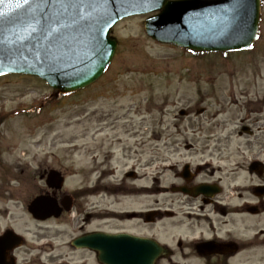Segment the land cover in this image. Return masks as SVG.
Returning a JSON list of instances; mask_svg holds the SVG:
<instances>
[{
    "label": "rangeland",
    "instance_id": "374dc122",
    "mask_svg": "<svg viewBox=\"0 0 264 264\" xmlns=\"http://www.w3.org/2000/svg\"><path fill=\"white\" fill-rule=\"evenodd\" d=\"M146 17L126 18L113 28L119 44L110 69L79 92L57 94L33 77L0 76L1 159L8 165L0 169V234L12 229L24 238L13 252L17 264H97L67 244L78 233L76 218L39 222L27 212L44 187L39 173L45 168L66 171V188L72 190L88 178L81 172L91 168L93 153L111 151L113 167L135 166L141 176L144 161H155L163 143L264 144L263 125L255 136H236L242 91L264 97V19L251 50L201 57L152 41L144 31ZM194 106L206 108L194 120L202 133L172 131L173 115ZM132 145L137 156L126 149Z\"/></svg>",
    "mask_w": 264,
    "mask_h": 264
},
{
    "label": "flooded vegetation",
    "instance_id": "af4514ba",
    "mask_svg": "<svg viewBox=\"0 0 264 264\" xmlns=\"http://www.w3.org/2000/svg\"><path fill=\"white\" fill-rule=\"evenodd\" d=\"M263 19L260 0L259 29ZM240 99L238 112L243 116L236 136H255L264 126V97L248 95L244 89ZM194 109L178 110L169 128L176 134L198 130L200 135L202 129L194 120L206 109L201 113L196 112L199 106ZM209 124L217 127L212 120ZM134 146L125 147L137 156ZM2 152L0 147V169L5 171ZM113 156L111 151L91 154V168L81 172L88 178L72 190L66 188V171L45 168L39 173L44 187L33 198L50 196L62 208L46 221L76 218L78 233L67 243L72 250L89 253L87 259L100 264L95 252L77 249L73 241L103 233L141 245L144 253L149 252L148 243L156 244L152 264H264V144L163 143L155 161H144L141 176L135 166L113 167L109 158ZM152 164L156 174L149 182ZM52 171L63 178L60 189L46 183ZM145 177L144 185H139ZM102 200H109V205L102 207Z\"/></svg>",
    "mask_w": 264,
    "mask_h": 264
},
{
    "label": "water",
    "instance_id": "95a60500",
    "mask_svg": "<svg viewBox=\"0 0 264 264\" xmlns=\"http://www.w3.org/2000/svg\"><path fill=\"white\" fill-rule=\"evenodd\" d=\"M95 6L82 10L85 29H64V40L54 32H42L40 25L26 15L35 9V0H4L0 3V76L20 74L37 77L61 94L75 92L98 80L108 67L116 39L109 36L121 19L153 12L144 28L152 39L198 52H232L253 43L259 0H94ZM33 12V16H38ZM63 178L52 171L46 183L60 189ZM67 202V201H66ZM64 202H62V205ZM66 209V208H65ZM62 208L48 196L35 198L28 211L36 220L58 216ZM68 210V209H66ZM23 239L8 230L0 236V264H15L10 253ZM124 243V245H122ZM146 246V243H143ZM77 248L97 254L100 264H152L157 245L148 243V253L128 239L94 234L73 241ZM151 250V251H150ZM153 250V252H152Z\"/></svg>",
    "mask_w": 264,
    "mask_h": 264
},
{
    "label": "snow or ice",
    "instance_id": "6c2138e0",
    "mask_svg": "<svg viewBox=\"0 0 264 264\" xmlns=\"http://www.w3.org/2000/svg\"><path fill=\"white\" fill-rule=\"evenodd\" d=\"M4 0H0L3 3ZM25 4L29 0H24ZM35 9L26 10V15L40 25L42 32H54L57 36L56 41H62L65 37L66 28H71L73 32L83 31L85 25L81 23L83 16L82 10L88 11L95 6L94 0H35ZM33 12H38V16H33ZM3 13H0L2 16ZM6 53L0 49V58L5 57Z\"/></svg>",
    "mask_w": 264,
    "mask_h": 264
}]
</instances>
